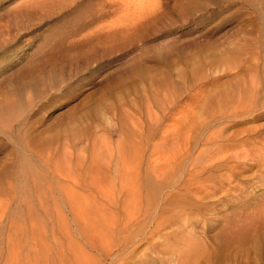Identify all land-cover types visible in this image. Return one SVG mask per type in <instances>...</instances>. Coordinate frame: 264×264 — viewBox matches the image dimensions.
I'll return each mask as SVG.
<instances>
[{"label": "rangeland", "instance_id": "rangeland-1", "mask_svg": "<svg viewBox=\"0 0 264 264\" xmlns=\"http://www.w3.org/2000/svg\"><path fill=\"white\" fill-rule=\"evenodd\" d=\"M262 59L264 0H0V264H264L261 150L230 178L215 159L216 188L194 196L175 189L188 161L158 201L146 185L173 139L194 155L220 131L264 144L261 91L254 109L217 118ZM134 162L152 204L143 214L162 216L168 243L141 235L104 253L78 238L75 260L66 175L82 196L113 192Z\"/></svg>", "mask_w": 264, "mask_h": 264}, {"label": "bare ground", "instance_id": "bare-ground-1", "mask_svg": "<svg viewBox=\"0 0 264 264\" xmlns=\"http://www.w3.org/2000/svg\"><path fill=\"white\" fill-rule=\"evenodd\" d=\"M260 91L262 102H264V59L261 60V65L259 66V72L256 73V78L249 76L248 81L238 82L234 88L225 94L224 100H222L218 106L219 109L217 108L218 114H220V117H217L218 120H224L231 114H242L246 111L254 109L257 106V94H259ZM261 104L264 105V103ZM172 139L173 138L171 137V140ZM180 139L182 138L180 137ZM173 141L174 139L169 143L166 142V150H163L158 153V155H155L158 157L157 159L153 156L154 160H152V162L154 163L151 162L152 164L150 163L149 165V177L147 173H145L148 178L146 185L150 188L151 193H153L151 200L148 197L146 199L144 196V190L138 182L141 181L138 176L140 170L138 164L135 162L128 167L122 166L123 171L120 176H118L119 184L117 189L113 192H107L93 187L88 190L89 192L82 196L75 193L76 191L69 186L71 182L69 172L65 179L63 177L65 175L59 177L61 180L64 179L67 183H69H64L65 188H63V190L68 189L67 191H69L68 199L70 212L72 222L75 225V234L73 235L71 243V249L75 260H79L80 253V251H78L80 246L78 238L84 240L83 242L85 245L82 246L86 249L89 247L93 250H99V248L96 247V243H99L98 246L104 253H109L115 249L124 250L128 247V245H130V243L132 244V242H134V240L141 235L146 237V241H150L152 239L154 240V237H156V239L160 238L162 243H168L165 236L161 234L162 227L165 224L162 216L158 214L154 220L151 216L145 217L143 211L147 212L152 208L151 202L155 199L157 200V198L161 196L162 187L173 190V185L175 184L173 178L180 175V172L186 165L187 161V166L189 167L187 173L183 177V180L180 181V177L177 179L176 183L179 184L175 185V189L177 191H180L181 189V191H184V193L187 194L188 188L191 186L195 190V192L191 191L193 196L199 194L202 187L210 186L211 189L216 188L215 184H212L208 178V176H213L212 173L209 174L213 163H216L214 165V169H218L220 165H225L229 174H226L225 177L230 178V176H232V172L236 171V166L239 163V160L241 158L249 157L253 154H250L251 152H254L255 154L257 151L261 150L262 153H258L256 157H262V161H264V144H257L253 138L239 139L236 134L225 135L221 131L213 133L211 137L204 140V143H202L203 148L196 155L193 154V148H188L189 139L184 138L183 141L181 140L183 142L182 147L179 143H177L176 139L175 144ZM262 142H264V140H262ZM156 153L154 152V154ZM215 159L217 160L214 161ZM219 159L223 161L224 164H219ZM120 162H122V160ZM202 175L207 176L203 178ZM221 177L222 176L216 178ZM61 185L63 186L62 182L60 186ZM57 187L59 188V186L56 185V188ZM72 191L75 192L71 193ZM202 195L203 192L200 194L201 200L203 199ZM200 199H196V201L200 202ZM144 219L145 222L142 223ZM185 219L186 218H184V220ZM169 221L176 224L175 226H184V224H181L182 218L178 215H176L174 219L170 218ZM78 224H81L79 227L82 226V229H80L83 230V233L79 232ZM151 226L152 228H150ZM182 235H184L183 231L176 234L174 233V237L178 243L180 241L183 242L182 238H180ZM192 244L194 245V243ZM190 246L187 244V251H193L194 253L195 251L189 248ZM193 247L196 248L195 245ZM82 251L85 252L83 248Z\"/></svg>", "mask_w": 264, "mask_h": 264}]
</instances>
